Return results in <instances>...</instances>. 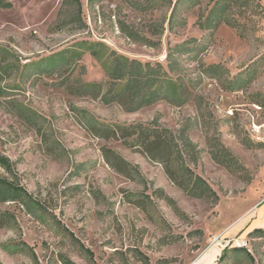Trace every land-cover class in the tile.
Listing matches in <instances>:
<instances>
[{"label":"rangeland","instance_id":"rangeland-1","mask_svg":"<svg viewBox=\"0 0 264 264\" xmlns=\"http://www.w3.org/2000/svg\"><path fill=\"white\" fill-rule=\"evenodd\" d=\"M9 1L11 7L0 8L6 62L37 60L88 40L166 67L167 46L186 39L193 40L190 45L211 42L202 52L175 54L185 98L179 105L159 100L125 111L117 103L75 94L71 87L78 82L104 79L87 51L74 66L50 75L0 78V88L20 85L0 91V155L9 158L13 170L9 175L0 167V176L19 182L43 207L36 215L17 202L0 203V262L63 264L66 257L75 264H143L133 256L139 250L148 257L147 264H187L213 236L224 234L216 242L220 247L231 248L244 239L253 257L251 262L243 254H230L226 264H264V237L247 231L264 201V0L260 6L236 9L242 12L237 15L241 26L220 23L211 37L195 21L212 0L188 10L186 24L172 31L166 29L168 10L162 5L142 10L129 0H79L78 10L73 0ZM119 21L160 44L131 41L119 30ZM160 23L162 34L155 33ZM209 64L223 66L220 77L205 73ZM226 80L242 86L224 89ZM84 115L111 125L156 120L175 135L184 129L196 149L183 155L184 162L218 199L188 196L167 175L163 153L151 158L140 145L131 144V137L91 131ZM215 139L240 167L228 169L211 158ZM263 219L264 214L261 225ZM66 230L92 251L93 262L70 242ZM18 241L29 248L9 252L1 247Z\"/></svg>","mask_w":264,"mask_h":264},{"label":"trees","instance_id":"trees-1","mask_svg":"<svg viewBox=\"0 0 264 264\" xmlns=\"http://www.w3.org/2000/svg\"><path fill=\"white\" fill-rule=\"evenodd\" d=\"M65 0H63L64 2ZM80 9L79 0H73ZM92 2V0H88ZM201 0H129V3L139 9L145 10L154 6H165L168 10L166 17V29L169 31L186 24L184 14ZM251 3L260 6L259 0H212L211 6L205 14H200L195 23L201 29L209 31L211 37L213 30L220 24L238 28L241 26L237 15L242 12H236L243 8H248ZM11 7L9 0H0V8L7 9ZM164 23V22H163ZM163 23L155 25V33L162 34L165 30ZM119 30L131 41L138 42L147 46H158L159 39H151L135 30V28L125 23L118 22ZM192 39L183 40L173 46H167L166 67L160 62L141 61L135 58H129L121 53L111 49L105 43L100 41L78 40L69 46L55 51L47 56H43L33 61L20 62L12 60L6 62L5 48L0 45V78L3 75H15L16 79L27 80L30 76L50 75L61 69L74 66L80 59L83 52L87 51L90 56L98 62L104 73V79L100 81L78 82L76 86L71 87V91L77 95H86L93 99H99L103 103H117L125 111H136L146 105H150L159 100H166L173 104H181L185 98L183 93V83L180 80L179 63L175 54H184L192 50L202 52L208 48L211 39L207 42L192 44ZM224 70L220 64H209L205 67V73L211 77H220L221 71ZM19 82L11 87L0 88L2 93L10 89L19 88ZM242 86L241 82L226 80L223 88L227 90H236ZM85 114V112H84ZM85 125L91 131H110L114 136L120 133L121 137H131L132 145H140L143 153L154 158L155 152L163 153L165 162V171L169 178L176 183L181 189L191 197L205 198L216 201L218 196L208 182L200 175L196 174L184 162V154L189 155L196 151L195 145L190 141L184 129L179 134H173L168 128L162 127L156 120L149 122H136L129 124H103L93 118L84 115ZM210 144L209 154L213 160L223 166L231 169L240 167L236 157L218 140ZM105 153H111L115 159L120 161L124 166H129L122 158L115 155L110 150ZM0 167L5 173L13 175L12 165L8 157L0 155ZM167 201L174 205L170 198ZM6 201L17 202L27 212L36 214L42 213V204L33 198L26 189L16 180L9 176H0V203ZM37 215V214H36ZM3 221H9L6 216L1 217ZM15 223V220L12 218ZM57 228V221L52 222ZM60 227V226H59ZM70 242L93 262L92 251L84 246L71 232L66 230ZM249 236L264 237V226L254 227L248 232ZM4 250L9 252L24 251L29 246L23 242H11L2 244ZM246 256L251 262L253 257L251 253L243 246L227 245L221 250L213 264H226L230 257ZM34 255V254H33ZM133 256L143 264L148 263V257L141 251L137 250ZM63 264H75L66 257L61 258ZM174 260V259H173ZM167 260V261H173ZM0 264H2L0 262Z\"/></svg>","mask_w":264,"mask_h":264},{"label":"crops","instance_id":"crops-1","mask_svg":"<svg viewBox=\"0 0 264 264\" xmlns=\"http://www.w3.org/2000/svg\"><path fill=\"white\" fill-rule=\"evenodd\" d=\"M254 213L256 218L254 217L251 222H249L247 225V231H250L254 227L264 226V219L262 220L263 224H260V216L264 214V201L259 207H256ZM218 236L225 238L224 234ZM223 247L224 245H221L220 247L219 243L210 242L204 248L198 251L187 264H213L221 253Z\"/></svg>","mask_w":264,"mask_h":264},{"label":"built area","instance_id":"built-area-1","mask_svg":"<svg viewBox=\"0 0 264 264\" xmlns=\"http://www.w3.org/2000/svg\"><path fill=\"white\" fill-rule=\"evenodd\" d=\"M218 239H222L223 240L224 238H221L218 235L217 236H213V238L211 239V242H217ZM234 243H235L234 244L235 246L247 247V241L246 240H240V241H236ZM226 244H228V242H226Z\"/></svg>","mask_w":264,"mask_h":264}]
</instances>
